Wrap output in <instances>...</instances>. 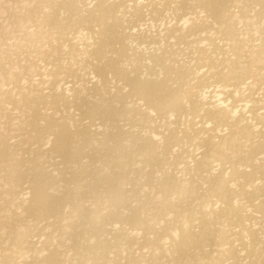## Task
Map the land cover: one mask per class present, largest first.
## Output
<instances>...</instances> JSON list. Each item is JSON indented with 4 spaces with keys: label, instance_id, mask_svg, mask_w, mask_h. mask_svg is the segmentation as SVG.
<instances>
[{
    "label": "bare ground",
    "instance_id": "obj_1",
    "mask_svg": "<svg viewBox=\"0 0 264 264\" xmlns=\"http://www.w3.org/2000/svg\"><path fill=\"white\" fill-rule=\"evenodd\" d=\"M0 264H264V0H0Z\"/></svg>",
    "mask_w": 264,
    "mask_h": 264
}]
</instances>
